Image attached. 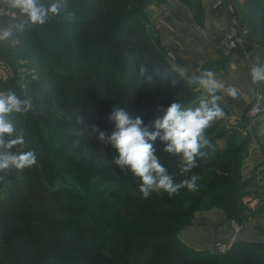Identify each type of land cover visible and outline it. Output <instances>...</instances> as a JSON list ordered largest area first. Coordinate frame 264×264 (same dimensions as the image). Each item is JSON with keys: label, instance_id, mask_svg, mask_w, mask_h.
<instances>
[{"label": "trees", "instance_id": "1", "mask_svg": "<svg viewBox=\"0 0 264 264\" xmlns=\"http://www.w3.org/2000/svg\"><path fill=\"white\" fill-rule=\"evenodd\" d=\"M166 1L41 0L60 4L42 25L6 1L10 13L0 16V31L11 28L12 35L0 40V63L12 77L0 81V92L31 101L28 112L8 119L26 142L13 151H33L37 162L0 172V264H264V244L236 241L219 255L179 239L198 212L220 209L238 226L252 215L241 172L254 138L225 128L230 115L219 102L226 116L206 130L211 143L197 167L182 172V158L154 142L173 182L196 175L197 191L145 198L138 178L114 164L118 153L94 130H114V107L141 117L151 131L170 103L188 109L207 99L198 83L173 70L150 32L147 9ZM179 1L202 25L200 3ZM241 11L250 43L264 48V0H243ZM226 62H210L194 76Z\"/></svg>", "mask_w": 264, "mask_h": 264}, {"label": "clouds", "instance_id": "2", "mask_svg": "<svg viewBox=\"0 0 264 264\" xmlns=\"http://www.w3.org/2000/svg\"><path fill=\"white\" fill-rule=\"evenodd\" d=\"M12 8L28 17L31 24H44L48 18L58 15L60 4L50 2L47 5L41 0H7ZM19 27H23L20 25ZM12 35L11 28L0 31V40H6ZM259 57L250 68L253 84L264 82V65L259 64ZM173 70L184 75V69L173 66ZM146 69L140 68L143 75ZM149 81L151 77L148 78ZM190 83H198L208 94L202 99L198 107L182 109L177 102H172L164 109L162 117L154 121V129L149 130L139 116L129 114L124 108L114 107L108 116L109 122L114 123V130L107 134L99 131V139L110 144L118 153L113 162L123 170L125 167L140 181L139 191L145 198L153 192L164 191L169 195L176 193L180 188L197 191L198 176L192 175L179 184L174 183L166 168L160 163L154 147L159 138L165 144L164 151L180 156L183 162L182 172L197 167L196 158L205 153L202 148L208 147L211 141L206 137V130L217 121L224 119L226 113L218 101L222 99L217 92H225L233 99L238 98V90L233 85H225L215 78L211 70L203 71L199 76H193ZM175 84V81H173ZM32 107L31 101L21 99L15 91L0 92V172L10 169L23 171L36 164V155L33 151H13L17 146L25 145L23 134L16 135L13 122L8 119L12 113H26ZM2 179V177H0Z\"/></svg>", "mask_w": 264, "mask_h": 264}, {"label": "crops", "instance_id": "3", "mask_svg": "<svg viewBox=\"0 0 264 264\" xmlns=\"http://www.w3.org/2000/svg\"><path fill=\"white\" fill-rule=\"evenodd\" d=\"M203 10V24H197L194 11L179 0H167L153 4L147 9L152 36L158 40L172 66L183 68L184 77L191 79L198 69L210 62H219L216 44L226 32L229 13L227 4L216 7L218 0H197ZM242 5L243 0H231ZM252 64L236 53L227 59L225 66L214 71L215 78L221 83L233 85L238 90V98L233 99L220 92L218 101L232 115L235 125L251 105L257 90L264 92V82L253 84L250 68L256 62L264 65V48L250 46ZM199 91L208 98L206 91L199 85ZM253 141L242 166V178L249 182L245 202L252 215L243 225L227 221L220 209L198 212L191 227L179 234V239L188 248L196 251L212 252L216 243L232 247L236 241L264 244V115L251 121ZM248 132L244 133L245 136Z\"/></svg>", "mask_w": 264, "mask_h": 264}, {"label": "built area", "instance_id": "4", "mask_svg": "<svg viewBox=\"0 0 264 264\" xmlns=\"http://www.w3.org/2000/svg\"><path fill=\"white\" fill-rule=\"evenodd\" d=\"M227 4L229 13V22L226 32L216 44V54L220 59H230L234 54H240L248 65L252 64L250 53L249 31L240 18V10L231 0H218L216 7ZM250 72V71H249ZM251 76V75H250ZM220 92H217V94ZM264 115V92L257 90L254 99L248 109V118L255 121ZM264 154V144L262 148ZM236 225V224H235ZM237 227H240L237 225ZM230 250V247L216 243L213 248L214 254L224 255Z\"/></svg>", "mask_w": 264, "mask_h": 264}, {"label": "rangeland", "instance_id": "5", "mask_svg": "<svg viewBox=\"0 0 264 264\" xmlns=\"http://www.w3.org/2000/svg\"><path fill=\"white\" fill-rule=\"evenodd\" d=\"M6 1L7 0H0V16L10 13V9L8 8V6L6 4ZM236 6L240 10L241 22L247 28V24H245L243 21V14L241 11V5L236 4ZM249 42H250V40H249ZM250 46H259V45L250 43ZM11 77H12V74H11L10 68L4 63H0V81L6 82L7 80H10ZM249 107L246 109L244 116L241 117L240 120H238L239 122H237L235 125H233V123L235 121L231 119L232 115H230V113H229L230 116L225 120V128L227 130L237 131V132H239V134L241 136H244L243 134L246 132L253 134L252 128H250V126H251L250 123H252V122L248 118ZM219 145L221 147L225 146V141L224 140L220 141Z\"/></svg>", "mask_w": 264, "mask_h": 264}]
</instances>
